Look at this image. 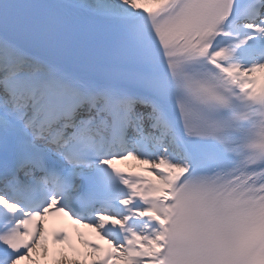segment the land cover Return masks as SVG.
Returning a JSON list of instances; mask_svg holds the SVG:
<instances>
[{"label": "bare ground", "instance_id": "obj_1", "mask_svg": "<svg viewBox=\"0 0 264 264\" xmlns=\"http://www.w3.org/2000/svg\"><path fill=\"white\" fill-rule=\"evenodd\" d=\"M62 1L65 3H69L75 7H81L92 11L101 10L106 13L119 15H147L161 9L171 0H139L134 9H131L127 6H120V8H116V6L114 7L110 4H106L100 1L97 4H88L87 0ZM245 37H250V39L247 40L245 39ZM256 37L257 32L255 31L249 33L245 29L237 28L232 33V35L229 36V38L224 43H222V45H220L215 52L210 55V61L214 65L228 72L238 82L241 83L250 76L255 75L256 73L261 74V72L264 71L260 70L259 72L260 68L257 67L259 66V60L262 58L258 60L259 56L261 57V55L258 54V51L255 48ZM0 49H2V51H4L7 55L13 57L14 59H21L26 55L30 56V54H27L26 52H19V49H17L13 45H9L1 38ZM247 52H255V56L251 53H249L248 55ZM35 63L37 65H40L37 62ZM71 79L72 82L68 84L57 85L53 81H49L42 86V88L47 89V92L46 96L44 94L45 97L41 98H46V100L49 99V102L46 103L45 106L42 105L40 107V109L44 107V110L42 113H40L41 116H39V114L35 117V121L37 118L43 119L42 116L51 115V117H53L49 118L50 120L47 121V124H44L45 122H41V124L36 123V127H40L38 129V132L44 134L47 137L45 139L49 141H51L52 139L54 141L59 139L58 136L60 135V132L57 124L50 125V122L56 120L57 117L53 116L52 113H50L48 106L56 102L64 104L63 115L58 118L60 126H64L65 123L69 120L67 118V108L70 105L71 107H74L75 102L78 101V98H76V94L79 90H73V87L70 85H73L75 83L78 85H82L83 87L85 86V82L81 78L71 76ZM92 87H94V85H91L88 88L87 86H85L84 88L89 90ZM74 97V101L67 104ZM28 98H31L30 94H26V96L24 97V92H22L20 98L15 94L11 95V101H14L13 103L15 107L23 106L24 101H26V99ZM114 105L115 103L110 101L109 108L110 111L114 114V117L118 119L122 118V122H128L129 117L120 116L119 111L116 110ZM80 106L81 105L74 107L77 112L80 110ZM128 107L130 109V107L132 106H127V108ZM28 111L29 110H25L24 114H27ZM68 112H70V110H68ZM0 114L4 117L7 116V114L2 113L1 110ZM65 116L67 118V121L64 120ZM18 118H21V116H18ZM44 118L46 119V117ZM138 121H140V119H138ZM158 121L160 122L159 128H162L163 131L170 134V146H172L174 151L177 152V154L181 157V161L175 159L171 154H160L161 159H163L161 165L159 167H151L150 170H145L146 167L150 166V163H136V158L131 159L119 156L113 158L115 153H118V151L125 148L126 139L124 137V139L119 143V145L121 146H117L118 148L116 150H110L108 155V157L110 158L109 161H113L114 166L119 169V171L122 172L129 181L127 191H125V194H123V196L121 197L122 199L120 200L121 202H123V204H121L120 206L118 205L115 210H111L110 207L105 208L104 210L106 211V215H110L115 221L92 220L87 224L83 223L88 226L87 228H85L87 232H82L80 228L72 229L73 233L68 241L61 240L51 242L50 239L43 237L42 240L37 243V248L40 249L38 251L40 252L39 255H43L47 251L49 260L54 261V256L56 254L50 253L51 250H53L54 248H59L65 243L69 249H67V251H56L59 259L58 261H54L53 264H85V257H81L83 251L87 253V257H90L92 264H99L101 262L102 253L98 243V238H113L114 240L123 241L125 239L121 237L122 232L123 229H127L128 232L134 230L133 232H140L146 237L150 238L151 241L146 244L152 250L151 253L154 257L148 259L147 263L161 264L160 255L165 246V233L161 225L163 223H167L168 221H177L179 211L176 202V196L183 191V180L187 171H189L192 167V163L188 151L182 144L172 125L169 124V122L166 120L162 121L161 118H158ZM38 132L37 134L41 135ZM144 154L143 156H146V154ZM141 166L144 167L141 168ZM65 178L66 180H68V189L73 188L75 182L72 179V175H65ZM172 196L174 198L171 200ZM145 200L147 201L146 206L143 205V201ZM127 215L128 218L124 220L123 217H127ZM101 224H104L105 227H102ZM111 228H120L121 233L117 234L116 232H112L110 231ZM68 231H71V228L68 229ZM128 240L134 241L129 238ZM129 247L130 246H128V248ZM28 259L29 258L27 256V260ZM29 264L31 263L29 262Z\"/></svg>", "mask_w": 264, "mask_h": 264}, {"label": "rangeland", "instance_id": "obj_2", "mask_svg": "<svg viewBox=\"0 0 264 264\" xmlns=\"http://www.w3.org/2000/svg\"><path fill=\"white\" fill-rule=\"evenodd\" d=\"M99 1L104 2L106 4H110L111 6H114V7L116 6V8H120V6H127V7H130L131 9H134L136 7V5L138 4L139 0H87V2L89 4H97ZM1 98L2 97H0V104H2V108H4L6 112L11 113V111H9L10 109L8 108L7 104H5L3 98L2 99ZM25 104H26V106L30 105L28 102H25ZM29 114H31V113H29ZM144 114H146V113L138 110L136 112V117L141 118V116ZM152 124L153 123L144 122L143 126L145 129H149L150 125H152ZM157 132H159V133H156V132H147L146 133L147 138L149 140L153 141L152 144H155L154 142H156L157 140L158 141L159 140L160 141L167 140L166 136H163L164 133L162 131L158 130ZM161 132L163 135L161 134ZM163 144L164 143H162V145ZM162 148L164 150L162 154H164V155L171 154L177 160H179V161L181 160V158L177 155V153L172 151L169 146H166V148L165 147H162ZM149 159H152V161L155 162V164L153 165L154 167L159 166L162 162V159H160V158L154 159V158L145 157L144 159H142L143 163H144V161L147 162V160H149ZM112 220H114V219H112ZM139 239L141 241L142 239H145V237L142 235H139L138 240ZM39 241H41V239L38 240V242ZM128 246H130V245H127V244L119 245L118 258H117L116 264H150V263H147V260L150 258H153L154 256L152 255V253H151L152 250L149 248V246H146L147 249H145L144 251H141L138 248H133L132 246H130L132 248L131 249L130 247L128 248ZM60 249H61V251L62 250L66 251L65 246L60 247ZM39 250L40 249L37 248V243L35 245H33V248L29 249L28 253H27L28 254L27 256L30 260L29 259L27 260V256H26L25 257L26 262L29 261L31 264H36V262H37V264H51V262L49 263L48 261L47 262L45 261L46 257L44 256V254L39 255L40 254V252H38ZM45 253H47V252H45ZM57 258L59 259V257L56 256L55 259H57ZM39 260L41 262H39ZM29 262H28V264H29ZM87 263H89V264L92 263L90 258L87 261Z\"/></svg>", "mask_w": 264, "mask_h": 264}]
</instances>
